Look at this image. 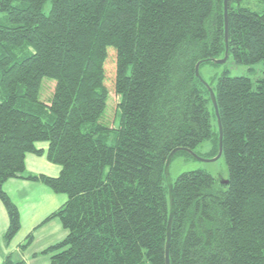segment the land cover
Wrapping results in <instances>:
<instances>
[{
  "label": "trees",
  "instance_id": "trees-1",
  "mask_svg": "<svg viewBox=\"0 0 264 264\" xmlns=\"http://www.w3.org/2000/svg\"><path fill=\"white\" fill-rule=\"evenodd\" d=\"M242 1L227 0L228 55L264 63V11ZM224 52L223 0H0L5 243L21 219L3 185L21 178L66 195L39 224L58 219L67 232L42 252L51 264H164L165 161L176 147L217 154L214 108L194 68ZM45 78L55 82L48 100ZM208 84L228 179L220 185L198 169L172 180L169 262L264 264V71L255 85L226 73ZM26 154H44L58 175L25 173ZM180 154L192 157L177 151L171 162ZM32 241L29 232L20 249ZM0 264L27 263L6 255Z\"/></svg>",
  "mask_w": 264,
  "mask_h": 264
},
{
  "label": "rangeland",
  "instance_id": "rangeland-1",
  "mask_svg": "<svg viewBox=\"0 0 264 264\" xmlns=\"http://www.w3.org/2000/svg\"><path fill=\"white\" fill-rule=\"evenodd\" d=\"M242 6L248 7L252 11L256 12H262L264 11V0H243L241 2ZM50 1H46L42 7V11L44 14H48L50 11ZM263 71H264V63L263 61L256 62L251 65L241 64L236 62L233 55H228V58L226 61L222 64L217 63H203L199 67V72L202 76V78L208 83H210L212 86H215L217 77H219L222 73H226L228 76H246L255 85V81L263 77ZM48 79H43V89H42V97L44 100H48L52 89H53V83L54 81H45ZM118 101V98H117ZM116 103V98L114 97V94L111 92L110 95V108L111 111L113 110ZM110 113V110H109ZM112 113V112H111ZM110 115V114H109ZM112 115V114H111ZM110 115V117H111ZM113 121L111 122V127L116 128L118 126V115H115L113 117ZM114 136L113 134H109V136L106 139V143L108 145L114 144ZM208 146L206 143L198 146L195 151L198 153H205L207 151ZM203 170L210 175H212L216 182L218 184H222V181L228 179V170L225 163V160L223 157H219L215 161H199L195 159L194 157H190L186 154H180L176 156L173 161L170 164V175L172 180L174 181L177 176L185 171L190 170ZM60 170V166L57 164H54L52 162H49L45 155H31L26 154L25 157V173H32V174H44L47 176H57ZM5 184V183H4ZM5 188L9 191L10 197L15 200V203L17 204L20 214H21V220L23 221V226L26 228L28 227L29 223L37 217L41 221L43 220L48 214H44L45 209L47 207H50L53 205V203H62L61 201L66 200V195L62 193H53V197L47 194V190H50L49 187H47L45 184H42L40 182H33V181H23L15 179L14 181H11L8 183ZM51 191V190H50ZM12 200V199H11ZM59 206H57L58 208ZM50 209L51 212L55 209ZM41 222H38L33 228L40 227L39 225ZM47 223V222H46ZM1 225V224H0ZM39 225V226H38ZM61 223L58 219H55V221L51 222L49 225H47V228L50 229L52 233H55V235H58L59 228ZM36 228V229H37ZM64 229V228H63ZM35 230V229H34ZM42 230V231H41ZM37 233V241L38 244L42 243V241L45 240V231L47 229H41ZM66 231V230H65ZM67 232H65L63 238L65 237ZM15 238V237H14ZM13 238V239H14ZM62 238V239H63ZM61 239V240H62ZM60 241V240H59ZM58 241V242H59ZM30 246V245H29ZM28 246V247H29ZM27 247V248H28ZM27 250V249H26ZM15 259V257H13ZM148 264V263H144Z\"/></svg>",
  "mask_w": 264,
  "mask_h": 264
},
{
  "label": "crops",
  "instance_id": "crops-1",
  "mask_svg": "<svg viewBox=\"0 0 264 264\" xmlns=\"http://www.w3.org/2000/svg\"><path fill=\"white\" fill-rule=\"evenodd\" d=\"M41 145H39V147H42L43 149L46 148V146L44 144H41ZM31 155H35V154H31ZM15 179L26 181L25 179H21V178H13V179H9L8 181H6L5 184L3 185V190L9 195V197L11 195H10L9 191L5 188V186L8 183H10L11 181H14ZM47 191H48L47 194L50 195L51 197H53L54 192H52L50 190H47ZM11 199L15 203V200L13 198H11ZM64 201L62 200L61 202L63 203ZM58 202H60V201H58ZM58 202L53 203V205H51L50 207H47L45 209L44 214L45 215L48 214L49 212H51L50 209H53L55 207L57 208V206H60L62 204V203L60 204ZM16 206H17V204H16ZM18 210H19V208H18ZM19 213H20V211H19ZM20 218H21V214H20ZM38 220L39 219L37 217H35L29 223L28 227H26V228L23 226V224H22L23 221L21 220V228H20L19 232L17 233L15 238L10 243L7 244V243H5V240H4V233L6 231L7 224H8L7 213H6L2 203L0 202V224H1L0 225V263L2 262V260L4 259V257L6 255H11V257L12 258L15 257V259L23 258L27 264H51V259H50L51 253H42V252L44 250H46L48 247H50L51 245H53V244L57 243L59 240H61L66 231L63 228H61V229L59 228L58 235H55V233H52L50 231V229L47 228V225H49L51 222L55 221V219H53L47 223L41 224V226L38 228L36 226L37 229L33 228V226H35L38 222L43 221V220H41V221H38ZM60 227H62V226H60ZM41 229H43V230L47 229V230L45 231V240L42 241V243L38 244L37 233ZM29 232H33V241L31 242L30 246L28 248H26L27 250L26 249L25 250L20 249L19 244L23 243L25 237L27 236V234Z\"/></svg>",
  "mask_w": 264,
  "mask_h": 264
},
{
  "label": "water",
  "instance_id": "water-1",
  "mask_svg": "<svg viewBox=\"0 0 264 264\" xmlns=\"http://www.w3.org/2000/svg\"><path fill=\"white\" fill-rule=\"evenodd\" d=\"M227 0H223V13H224V42H225V52L223 57L214 59V58H208L204 60H200L195 64L194 68V73L195 77L206 87V89L209 92V96L214 108V113L216 117V122L218 126V152L215 156L211 158H204L196 153H194L191 149L186 148V147H176L174 148L169 155L166 158L165 165H164V175H165V180H166V185L168 187V195H169V215H168V220H167V227H166V243H165V262L164 264H170L169 262V247H170V239H171V224L174 216V211H175V202H174V194H173V182L172 178L170 175V163L172 160L173 155L177 151H185L188 154H190L192 157L199 161H204V162H209V161H215L218 159L221 154H222V126H221V121L219 117V112H218V106H217V101L216 97L214 94V91L212 88L209 86V84L202 78L200 72H199V67L201 64L205 62H213L217 64H222L226 61L228 58V21H227ZM222 183H227V180L222 181Z\"/></svg>",
  "mask_w": 264,
  "mask_h": 264
}]
</instances>
